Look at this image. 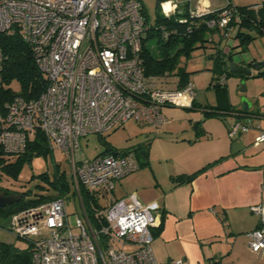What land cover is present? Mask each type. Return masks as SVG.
Wrapping results in <instances>:
<instances>
[{
  "label": "built area",
  "instance_id": "1",
  "mask_svg": "<svg viewBox=\"0 0 264 264\" xmlns=\"http://www.w3.org/2000/svg\"><path fill=\"white\" fill-rule=\"evenodd\" d=\"M142 10L140 0H0V36H18L46 79L35 98L16 93L4 78L6 57L0 43V157L23 153L39 130L50 147L66 153L79 198L80 189L91 196H109L96 223L82 206L83 217L76 216L70 224L64 197L20 210L9 228L13 234H40L41 218L48 231L29 239L27 264H158L150 231L156 205L143 204L134 193L110 197L115 181L137 170L134 151L88 158L79 150L80 138L87 134L101 135L129 119L158 126L166 121L163 105L192 106L195 89L190 80L168 88L160 85L164 76L145 74L142 41L150 25ZM182 10L188 18L213 11L207 0L160 2L166 17ZM234 12L224 7L207 24L224 27ZM9 87L14 93L6 98ZM253 127L259 129L254 143H264V128L248 117L230 123L228 134L234 138ZM249 208L259 223L245 233L247 245L259 255L264 251V201Z\"/></svg>",
  "mask_w": 264,
  "mask_h": 264
},
{
  "label": "crops",
  "instance_id": "2",
  "mask_svg": "<svg viewBox=\"0 0 264 264\" xmlns=\"http://www.w3.org/2000/svg\"><path fill=\"white\" fill-rule=\"evenodd\" d=\"M249 62L236 63L248 66ZM228 97L231 111L217 116L223 121L218 126H205L203 121L211 116L200 111L192 131L194 138L187 141L194 149L184 161L178 158V165H169L172 170L159 173L149 151L148 163L121 178L127 184L122 197L134 193L143 204L156 205L150 231L158 264L176 260H182L180 264H264V251L254 253L245 235L259 223L258 215L249 207L264 201V157L260 155L264 143H254L259 132L256 127L234 138L229 136L226 116L237 119L241 113L240 108L233 107L229 90ZM248 110L247 115H260ZM250 144L253 151L248 153ZM208 163L189 182L177 184L172 180V176L192 173Z\"/></svg>",
  "mask_w": 264,
  "mask_h": 264
},
{
  "label": "rangeland",
  "instance_id": "3",
  "mask_svg": "<svg viewBox=\"0 0 264 264\" xmlns=\"http://www.w3.org/2000/svg\"><path fill=\"white\" fill-rule=\"evenodd\" d=\"M162 1L164 0H140L143 9L142 15L147 19L149 24L154 23L156 12ZM229 2L232 5L247 6L260 5L264 3V0H229ZM192 4H194V1ZM226 4L227 0H207V7L211 8V10L222 8ZM242 30L250 34L251 38L248 42L247 50L242 53L233 54L232 61L249 62L252 59L264 61V32H260L256 27L249 28L247 26H243ZM166 36L167 34L164 33V42ZM205 37L207 40L212 38L213 42H218L217 33L212 34V36L207 33ZM220 42L221 45L225 44L222 43L223 40ZM232 44L233 39H228L225 45L228 47ZM212 45L211 41H206L204 46L191 50L187 55L182 53L178 56V66L187 72L188 80L194 84L195 99L192 108L163 105L161 113L166 121L158 126L139 123L129 119L122 125L101 135L87 134L80 138V152L84 156L92 158L107 148L113 147L119 153L126 150H136L139 159H142L147 149H149L154 161V167L159 173L162 171L163 174L173 169L169 165L179 164L178 158L184 161L189 157L194 148L190 149L187 141L194 138L192 131H194L193 127L197 122L200 111H203L204 106H206L205 110L216 111L214 108H211V106H215L216 102L215 91L210 82L213 76H217V73L214 75L213 72L214 59L211 55L214 48ZM149 47L154 55H159V47L155 45L154 40L149 42ZM249 68L254 75L246 76L230 72L226 79L227 85H225L228 87L230 100L234 108H241L242 102H246L252 112H259L260 114L259 116L252 114L240 115L238 116L240 120L248 117L255 126L260 125L264 127V74H258V71L264 67L256 69L250 66ZM173 80V77L166 78L164 76L160 79V85L168 88L175 87ZM241 84H244V90L239 88ZM12 87L17 90V83H12ZM216 115L211 114V118H205L203 121L204 125L209 126L214 124L218 126L220 123H223ZM226 117L228 123H232L235 120L233 116ZM252 149V144H250L246 152L250 153L253 151ZM195 150L197 151V149ZM260 155L264 157V152H261ZM16 157L17 155H13L7 161H14ZM166 157H172L171 160L173 161L169 160L167 163H164L162 160ZM56 165L59 170H65L68 174L71 171V164L66 153L61 148L53 145L52 149L46 154H33L30 159L23 160L17 178L2 172L0 169V188L14 190L21 194L25 193L26 197L49 191L50 183L47 179L42 178V174L46 173L49 179H52ZM124 180L118 179L115 181V186L110 193V197L121 198L122 192L127 191V187L125 186L127 184ZM71 186L76 191L75 184L71 183ZM64 200L68 220L73 225L76 216L80 215L83 217L80 198L77 192H75L73 194H65ZM98 202L103 206L106 204V199L103 196H99ZM19 211L6 215L2 212L0 213V240L13 243L23 249L28 246L29 239L46 236L48 231L43 228L44 218H41L38 223V226L41 228L40 234L32 233L28 238H21L12 234L9 228L13 223V219L19 216ZM74 230L76 231V229Z\"/></svg>",
  "mask_w": 264,
  "mask_h": 264
},
{
  "label": "trees",
  "instance_id": "4",
  "mask_svg": "<svg viewBox=\"0 0 264 264\" xmlns=\"http://www.w3.org/2000/svg\"><path fill=\"white\" fill-rule=\"evenodd\" d=\"M224 7H232L236 10L233 14V18L224 27H219L216 24L214 26H209L207 22L211 19H216L218 13ZM224 7L215 9L200 17L188 18V15L184 10L166 17L160 11L159 6L153 24H149L147 19H145V22L150 25V28L142 41V58L145 74L152 76H166V78L173 77V83H176L177 87L183 86L188 81L187 72L182 69V67L178 66V56L182 53L187 55L191 50L204 46L206 41H211L213 43L212 46L214 51L211 57L214 59L213 72L214 75L217 73V76H213L210 82V85L215 91L216 99L215 106H211V108H214L216 111L209 109L205 110L206 106H204L203 111L206 116L217 114L216 116L219 117L222 111L231 109L228 90L225 85L226 79L230 74L229 62L232 61L233 54L242 53L247 50V45L251 38L250 34L242 30V27H256L260 32H264V3L260 5L237 6L232 5L228 0ZM181 19H186V21H181ZM229 27H231L232 32L228 34L227 31ZM164 33L167 34L165 42L163 40ZM207 33L210 34V36L217 33L218 42H213L212 38L207 40L205 37ZM227 39H233V44L228 46L227 51L224 52L223 49L226 45H219V43L222 40V43H225ZM153 40L155 41V45H158L159 47L158 56L154 55L149 47V42ZM0 43L6 57L3 72L7 84L12 85V83H17L18 89L16 90V93L25 99L37 97L42 91L46 79L38 71L26 44H24V42H22L16 35L0 36ZM253 62L254 60L252 59L246 67L249 68ZM258 74H264V68L259 70ZM250 75L254 74L251 72ZM221 77H225L224 83L220 82ZM12 93H14V91H12V87H9L5 91V97L9 98L12 96ZM192 107L193 103L190 108ZM248 111L249 110H242L241 108L238 110L241 115H247L246 113ZM51 149L52 147L48 145L44 135L41 131L37 130L35 136L29 140L26 150L17 155L14 161H7V159L12 157H0V169L2 172L17 178L23 160L30 159L33 154H46ZM110 152L117 151L113 147H109L97 155ZM134 153L138 162L137 169L143 164L148 163L149 149H147V152L142 159H139L136 150ZM209 164L210 163L202 166L192 173H182L172 176V180L177 184L189 182ZM42 178L47 179L50 183L49 191L35 194L31 197H26L25 193H22V197L19 200L6 205L5 207H0V213L2 212L6 215L14 211L47 202L56 197H64L65 194H73L76 192L71 186V183H73L71 173L69 172L68 174L65 170H59L57 165L55 166V172L52 179H49V176H47L46 173L42 174ZM0 189H3L8 193H19L7 188ZM103 197L106 199L107 204L109 196L103 195ZM80 202L92 223H94V220L96 223V215L99 214L102 216L104 208L106 207V204L103 206L99 204L97 196L89 195L84 189H80ZM30 253V242L26 248L21 249L13 243L0 240V264H27L30 260Z\"/></svg>",
  "mask_w": 264,
  "mask_h": 264
},
{
  "label": "water",
  "instance_id": "5",
  "mask_svg": "<svg viewBox=\"0 0 264 264\" xmlns=\"http://www.w3.org/2000/svg\"><path fill=\"white\" fill-rule=\"evenodd\" d=\"M251 66L256 69H261L262 67H264V61H255L251 64ZM229 71L233 73L243 74L246 76L251 74L250 68L243 65H239L233 61L229 62ZM239 88L241 90H244L245 89L244 84H241ZM241 109L245 111L249 109L246 102H242ZM21 197H22L21 193L10 192L9 194H7V191L0 189V207H5L6 205L19 200Z\"/></svg>",
  "mask_w": 264,
  "mask_h": 264
},
{
  "label": "flooded vegetation",
  "instance_id": "6",
  "mask_svg": "<svg viewBox=\"0 0 264 264\" xmlns=\"http://www.w3.org/2000/svg\"><path fill=\"white\" fill-rule=\"evenodd\" d=\"M7 194H9V193L7 192Z\"/></svg>",
  "mask_w": 264,
  "mask_h": 264
},
{
  "label": "bare ground",
  "instance_id": "7",
  "mask_svg": "<svg viewBox=\"0 0 264 264\" xmlns=\"http://www.w3.org/2000/svg\"><path fill=\"white\" fill-rule=\"evenodd\" d=\"M166 6V5H165Z\"/></svg>",
  "mask_w": 264,
  "mask_h": 264
}]
</instances>
